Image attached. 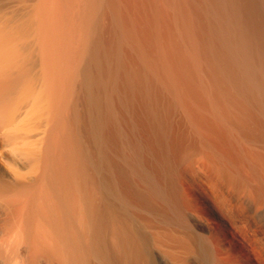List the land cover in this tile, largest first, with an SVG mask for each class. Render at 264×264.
<instances>
[{"label":"bare ground","instance_id":"1","mask_svg":"<svg viewBox=\"0 0 264 264\" xmlns=\"http://www.w3.org/2000/svg\"><path fill=\"white\" fill-rule=\"evenodd\" d=\"M28 2L53 129L0 264H264V0Z\"/></svg>","mask_w":264,"mask_h":264},{"label":"rangeland","instance_id":"2","mask_svg":"<svg viewBox=\"0 0 264 264\" xmlns=\"http://www.w3.org/2000/svg\"><path fill=\"white\" fill-rule=\"evenodd\" d=\"M28 3V0H0V179L3 182L7 181L5 178L17 181L13 176L15 172L34 174L38 155L44 149L43 138L53 129L54 98L42 67V48L38 46L34 25L28 18ZM79 107L83 111L82 118L87 117L82 122L84 125L81 124L85 132L83 142L93 149L96 157V149L92 147L95 145L87 135L85 102H79ZM20 158L25 159L26 164L19 161Z\"/></svg>","mask_w":264,"mask_h":264}]
</instances>
